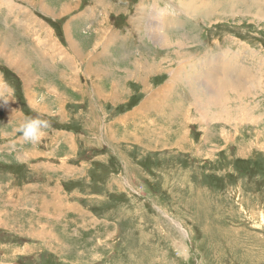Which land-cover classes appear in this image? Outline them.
<instances>
[{"label":"rangeland","instance_id":"rangeland-1","mask_svg":"<svg viewBox=\"0 0 264 264\" xmlns=\"http://www.w3.org/2000/svg\"><path fill=\"white\" fill-rule=\"evenodd\" d=\"M0 264H264V0H0Z\"/></svg>","mask_w":264,"mask_h":264},{"label":"crops","instance_id":"crops-1","mask_svg":"<svg viewBox=\"0 0 264 264\" xmlns=\"http://www.w3.org/2000/svg\"><path fill=\"white\" fill-rule=\"evenodd\" d=\"M206 1H208V0H206ZM178 10L181 12H185L182 8H178ZM185 13H187V12H185ZM206 59H207L206 63L213 61V60L209 61V58H206ZM217 61H219L218 63L225 67L224 71L226 73H230L232 77H239V74L244 75V73H246V72L250 73L251 70H253L251 68L250 69L246 68V66L244 64L245 61H244L243 55L229 56V54H227V52H225L224 55L220 54L218 58L214 59V62H217ZM251 63H253V61H251ZM71 64H73V63H71ZM243 67H245V70H243ZM240 78H242V77H240ZM230 79H235V78L230 77ZM231 84L233 86V83H231ZM234 86L236 87L237 84L234 83Z\"/></svg>","mask_w":264,"mask_h":264},{"label":"clouds","instance_id":"clouds-1","mask_svg":"<svg viewBox=\"0 0 264 264\" xmlns=\"http://www.w3.org/2000/svg\"><path fill=\"white\" fill-rule=\"evenodd\" d=\"M48 127L47 122L39 119H28L23 122L18 131L21 133V139L30 144H36L42 134V130Z\"/></svg>","mask_w":264,"mask_h":264},{"label":"bare ground","instance_id":"bare-ground-1","mask_svg":"<svg viewBox=\"0 0 264 264\" xmlns=\"http://www.w3.org/2000/svg\"><path fill=\"white\" fill-rule=\"evenodd\" d=\"M182 3V2H181ZM185 7V6H184ZM194 8V7H193ZM144 9V8H143ZM189 13V12H188ZM187 14V13H186ZM153 15V14H152ZM175 24V23H174ZM156 37H157V35H156ZM157 41V40H156ZM176 46V45H175ZM13 62V61H12ZM144 65H146V64H144ZM147 66H148V64H147ZM147 66H145V67H147ZM153 68H155L154 66H153ZM193 68H194V66H193ZM222 71V70H221ZM29 72V71H28ZM194 74H195V72H194ZM197 76V75H196ZM192 78H194V77H192ZM193 80V79H192ZM220 80L222 81L223 79L222 78H220ZM220 81V82H221ZM195 83V82H194ZM194 83L193 82H191V83H189L188 85H187V87L186 88H189V90H191L192 92H190L191 93V95H193L194 96V98H195V101H197V103H198V108L199 107H202V110H204L203 108H205L206 106H208V105H210L211 103H214L215 104V101L213 100V98L212 97H216L217 95H214V94H211L210 96L211 97H209L208 98V103H206V102H204L205 101V99L200 95V94H198L195 90V88H193V86H194ZM223 85L225 84L224 83V80L221 82ZM228 84V83H227ZM227 84H226V86H227ZM171 86V85H170ZM222 86V85H221ZM225 86V85H224ZM223 86V87H224ZM172 89H173V85H172ZM174 91V90H173ZM160 94V93H159ZM159 97H160V99H163L164 98V96L163 95H159ZM167 98H168V96H167ZM150 101V100H149ZM160 101V100H159ZM165 103V102H164ZM199 110H200V108H199Z\"/></svg>","mask_w":264,"mask_h":264}]
</instances>
